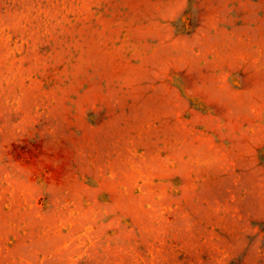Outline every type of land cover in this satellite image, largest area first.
<instances>
[{"label":"rangeland","instance_id":"rangeland-1","mask_svg":"<svg viewBox=\"0 0 264 264\" xmlns=\"http://www.w3.org/2000/svg\"><path fill=\"white\" fill-rule=\"evenodd\" d=\"M0 264H264V0H0Z\"/></svg>","mask_w":264,"mask_h":264}]
</instances>
